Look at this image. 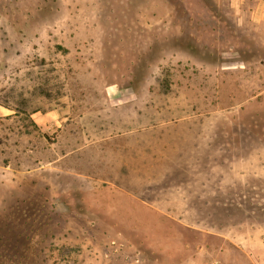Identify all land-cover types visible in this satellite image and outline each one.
<instances>
[{"label": "rangeland", "instance_id": "obj_1", "mask_svg": "<svg viewBox=\"0 0 264 264\" xmlns=\"http://www.w3.org/2000/svg\"><path fill=\"white\" fill-rule=\"evenodd\" d=\"M0 264H264V0H0Z\"/></svg>", "mask_w": 264, "mask_h": 264}, {"label": "crops", "instance_id": "obj_2", "mask_svg": "<svg viewBox=\"0 0 264 264\" xmlns=\"http://www.w3.org/2000/svg\"><path fill=\"white\" fill-rule=\"evenodd\" d=\"M10 112L7 108L0 107V117H8Z\"/></svg>", "mask_w": 264, "mask_h": 264}]
</instances>
